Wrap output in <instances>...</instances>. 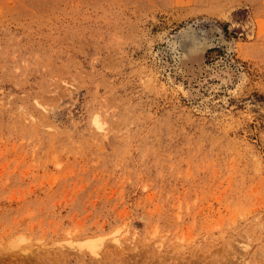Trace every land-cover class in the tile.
I'll list each match as a JSON object with an SVG mask.
<instances>
[{
  "label": "rangeland",
  "instance_id": "rangeland-1",
  "mask_svg": "<svg viewBox=\"0 0 264 264\" xmlns=\"http://www.w3.org/2000/svg\"><path fill=\"white\" fill-rule=\"evenodd\" d=\"M0 264H264V0H0Z\"/></svg>",
  "mask_w": 264,
  "mask_h": 264
},
{
  "label": "bare ground",
  "instance_id": "bare-ground-1",
  "mask_svg": "<svg viewBox=\"0 0 264 264\" xmlns=\"http://www.w3.org/2000/svg\"><path fill=\"white\" fill-rule=\"evenodd\" d=\"M89 240H91V239H88V241L86 242V244H80L78 247H79V252L81 251V249H82V247H85V248H89L90 249V253L91 254H93L94 256H96L97 257V255H99L100 253H98V248L96 249V245H98V244H95L96 243V238H95V240H94V242L93 241H89ZM98 241V240H97ZM100 244V243H99ZM76 246V245H75ZM98 247V246H97ZM81 248V249H80ZM83 251V250H82ZM81 251V252H82ZM101 251V250H100ZM98 260V259H97ZM94 262V261H93ZM5 263V262H4Z\"/></svg>",
  "mask_w": 264,
  "mask_h": 264
}]
</instances>
